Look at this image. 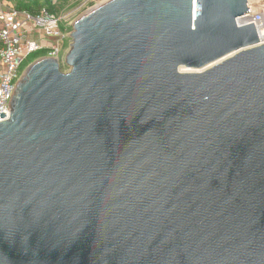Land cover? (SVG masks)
Instances as JSON below:
<instances>
[{
	"label": "water",
	"instance_id": "1",
	"mask_svg": "<svg viewBox=\"0 0 264 264\" xmlns=\"http://www.w3.org/2000/svg\"><path fill=\"white\" fill-rule=\"evenodd\" d=\"M247 0H108L0 121V264H264V43ZM2 112L0 119L6 117Z\"/></svg>",
	"mask_w": 264,
	"mask_h": 264
},
{
	"label": "built area",
	"instance_id": "2",
	"mask_svg": "<svg viewBox=\"0 0 264 264\" xmlns=\"http://www.w3.org/2000/svg\"><path fill=\"white\" fill-rule=\"evenodd\" d=\"M94 6L108 0H92ZM250 12L237 17L239 27L253 23L259 38V44L264 43V0H247ZM0 115L4 111L9 117L10 104L15 87L25 68L23 64L28 57L41 50L46 55L60 60L61 51L58 44L48 42V38H59V19L46 9L37 14L20 11L10 4L0 0ZM35 36V37H34ZM37 36V38H36ZM33 37V38H32ZM48 42V43H45Z\"/></svg>",
	"mask_w": 264,
	"mask_h": 264
},
{
	"label": "rangeland",
	"instance_id": "3",
	"mask_svg": "<svg viewBox=\"0 0 264 264\" xmlns=\"http://www.w3.org/2000/svg\"><path fill=\"white\" fill-rule=\"evenodd\" d=\"M20 1L22 2L24 1L26 5L31 6V7L33 6L35 7L37 6V4L39 5L43 3L45 4L50 3V5L55 7V10H57L53 14L59 19V30L62 35L59 38H52L51 42H54L59 45L60 51H61V58H62L60 60L62 71L67 72L68 69L64 63V58L70 48V43H71L70 34L72 32V23L81 14L88 11V9L94 5V2L92 0H20ZM17 4H18L17 1L16 2L12 1L11 3V5L14 6L15 8H17ZM42 9H45V8H41V9L39 8L38 13ZM18 10L24 11L23 9H18ZM26 12H29V11H26ZM31 57L25 60L23 64V66L26 64L24 66L25 69L34 60L40 58L38 57L32 60Z\"/></svg>",
	"mask_w": 264,
	"mask_h": 264
},
{
	"label": "trees",
	"instance_id": "4",
	"mask_svg": "<svg viewBox=\"0 0 264 264\" xmlns=\"http://www.w3.org/2000/svg\"><path fill=\"white\" fill-rule=\"evenodd\" d=\"M11 1H14V2H18V4H17V8L18 9H23L24 11H29V12H31L32 14H37L38 13V10H39V8L41 9V8H45L46 10H48L50 13H55L57 10H55V7H53V6H51L50 5V3H47V4H45V3H43V4H37V6H33V7H31V6H28V5H26L25 3H24V1L22 2V1H20V0H11ZM46 6V7H45ZM44 55H46V50H41V51H37V52H35V53H33V54H31L29 57H31V59L32 60H34V59H36V58H38V57H41V56H44ZM28 57V58H29ZM30 59V60H31ZM26 65V64H25ZM24 65V66H25ZM24 66H22L23 68H25Z\"/></svg>",
	"mask_w": 264,
	"mask_h": 264
},
{
	"label": "crops",
	"instance_id": "5",
	"mask_svg": "<svg viewBox=\"0 0 264 264\" xmlns=\"http://www.w3.org/2000/svg\"><path fill=\"white\" fill-rule=\"evenodd\" d=\"M3 3H5V5L6 4H10L11 5V3H12V1L11 0H1ZM2 27H3V24L0 22V30L2 29ZM35 37V36H34ZM33 38V37H32ZM36 38H37V36H36ZM52 41V38H49L48 39V42H51ZM48 42H45V43H48ZM0 69H1V64H0Z\"/></svg>",
	"mask_w": 264,
	"mask_h": 264
}]
</instances>
